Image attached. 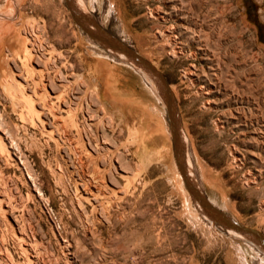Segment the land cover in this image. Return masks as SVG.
<instances>
[{
  "label": "rangeland",
  "instance_id": "rangeland-1",
  "mask_svg": "<svg viewBox=\"0 0 264 264\" xmlns=\"http://www.w3.org/2000/svg\"><path fill=\"white\" fill-rule=\"evenodd\" d=\"M83 3L164 78L189 182L264 235V0ZM118 55L67 0H0V264H264L260 244L200 211L162 90Z\"/></svg>",
  "mask_w": 264,
  "mask_h": 264
},
{
  "label": "water",
  "instance_id": "water-1",
  "mask_svg": "<svg viewBox=\"0 0 264 264\" xmlns=\"http://www.w3.org/2000/svg\"><path fill=\"white\" fill-rule=\"evenodd\" d=\"M69 7L77 21L85 28V30L90 34L91 37L102 43L106 48L111 47L112 49H117L126 53V55L131 58L134 63L142 67L147 72L158 76L162 81V97L165 101V105L167 108L168 117L170 120V130L172 134L173 144H174V155L177 161L178 168L182 175V179L184 181V185L187 188L189 194L192 199L200 205V211L202 210L209 218L218 221L221 225L225 227H231L236 229L237 231L245 234L248 238L253 241L259 243L262 247H264V235L259 231L252 229L250 227L244 226L241 223L237 222L231 216L226 214L220 208L213 205L202 193L194 186V184L190 183L185 172V168L181 161V147L179 142V134L177 131V123L175 118V109L171 99L170 91L166 85V82L162 75L154 68L149 61H147L142 56L135 53L131 48L123 44L121 41L108 34L104 30H102L96 23L92 22L87 16L84 14L75 11L74 7L71 5V1L67 0ZM94 27L95 29H91Z\"/></svg>",
  "mask_w": 264,
  "mask_h": 264
},
{
  "label": "bare ground",
  "instance_id": "bare-ground-1",
  "mask_svg": "<svg viewBox=\"0 0 264 264\" xmlns=\"http://www.w3.org/2000/svg\"><path fill=\"white\" fill-rule=\"evenodd\" d=\"M74 3H76L75 4V7L76 8H78L77 10H79V12H81L82 14H84V15H87V10H86V6H85V4L83 3V0H74ZM90 16V15H89ZM91 29H95L94 27H91ZM107 49H109L110 51H112V52H114V53H116L117 52V54H119L118 56H120V58H122L121 59V61H123V62H128V61H130L131 63H133V64H135V65H137L136 63H134V61L131 59V58H129L127 55H126V53H124L123 51H120V50H117V49H112L111 47H107ZM22 52L24 53V56H25V65H26V67H27V69H28V72H29V74H30V76L32 77V79H33V81H34V86H35V89H36V94H38L39 96L38 97H40L39 99L43 102V104H44V107L48 110V112L50 113V115L52 116V118H53V120H54V122L56 123V124H58L59 122H60V117L58 116V112L59 111H61L62 110V107H59V106H56V104L54 105V102H52L51 101V95H50V93L48 92V90H47V84L45 83V81H44V77H45V75L44 74H42L41 76H42V80L41 81H37L36 79H35V77H34V75L36 74V71H35V69H34V65H33V62H34V60H35V58H34V54H33V52H32V49H30L29 47H27V45H26V42L24 41L23 42V46H22ZM38 53V52H37ZM20 56H22V55H20ZM101 61V60H100ZM101 63V62H100ZM104 64V63H103ZM139 66V65H138ZM106 68V67H105ZM111 69V68H110ZM109 69V70H110ZM107 70V69H106ZM102 72V71H101ZM142 72V71H141ZM144 72V71H143ZM103 73V72H102ZM107 73V72H106ZM108 73H109V71H108ZM149 74H151L155 79H153V80H151L148 76H146V75H144L145 76V78H147V80L148 81H150L151 83H152V85L156 88V89H158V91L159 90H162V87H163V85H162V81L159 79V77L158 76H155L154 74H152V73H150V72H148ZM7 74V73H6ZM104 74H105V72H104ZM144 74V73H143ZM48 76H46V78H47ZM106 77V76H105ZM107 79H108V76H107ZM109 81H110V79H109ZM160 85H161V88H160ZM22 86V85H21ZM108 88H109V90H110V92H112V85L110 84V83H108V86H107ZM114 88V87H113ZM115 89V88H114ZM108 95H109V93H108ZM37 97V98H38ZM113 97V96H112ZM116 100H117V102L118 103H122V102H128V100L130 99L129 98V96L126 94V93H120V92H118L117 94H116V97H114ZM146 105V104H145ZM142 106H144V105H142ZM30 111H31V113H32V115L33 116H36L38 119H40V120H42L41 118H42V115H41V112L40 111H37V109L35 108V104H34V101L32 100V101H30ZM147 108H149V106H147ZM147 110V109H146ZM152 111V110H151ZM60 114V113H59ZM154 114V113H153ZM43 122V121H42ZM177 123V122H176ZM43 125H45L44 123H43ZM177 125V124H176ZM46 126V125H45ZM58 126V125H57ZM60 126H62L61 124H60ZM60 126L58 127V129L60 128ZM63 128V127H62ZM62 132H63V129L61 130ZM65 131V130H64ZM66 133V132H65ZM63 136H65L64 134H63ZM67 136H68V134H67ZM66 137V136H65ZM1 138V137H0ZM69 140V139H68ZM2 145H3V143H1ZM6 144V143H5ZM4 146V145H3ZM74 147V146H73ZM77 150H78V148H77ZM79 151V150H78ZM77 152V151H76ZM80 152V151H79ZM82 152V151H81ZM80 152V153H81ZM78 153V152H77ZM83 153V152H82ZM80 154L78 153V156H79ZM81 158V156L79 157V159ZM81 161H82V158H81ZM79 162H80V160H79ZM81 164H83V163H81ZM81 166V165H80ZM84 166V165H83ZM100 189V188H99ZM198 205V207L200 208V205L199 204H197ZM201 212L203 213V215L206 217V218H209L202 210H201ZM209 219H211V218H209ZM228 230H230V232H231V234H234V235H236V236H238V237H242V238H248L245 234H243V233H241V232H239V231H237L236 229H234V228H231V227H226ZM248 239H250V238H248ZM259 244V243H258ZM263 249H264V247H262Z\"/></svg>",
  "mask_w": 264,
  "mask_h": 264
}]
</instances>
